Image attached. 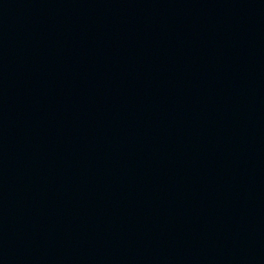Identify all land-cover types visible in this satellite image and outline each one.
Wrapping results in <instances>:
<instances>
[{"label": "water", "instance_id": "95a60500", "mask_svg": "<svg viewBox=\"0 0 264 264\" xmlns=\"http://www.w3.org/2000/svg\"><path fill=\"white\" fill-rule=\"evenodd\" d=\"M0 264H264V0H0Z\"/></svg>", "mask_w": 264, "mask_h": 264}]
</instances>
